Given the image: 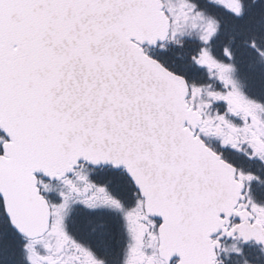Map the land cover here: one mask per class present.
Returning <instances> with one entry per match:
<instances>
[{
    "label": "snow or ice",
    "instance_id": "6c2138e0",
    "mask_svg": "<svg viewBox=\"0 0 264 264\" xmlns=\"http://www.w3.org/2000/svg\"><path fill=\"white\" fill-rule=\"evenodd\" d=\"M0 264H264V0H0Z\"/></svg>",
    "mask_w": 264,
    "mask_h": 264
}]
</instances>
